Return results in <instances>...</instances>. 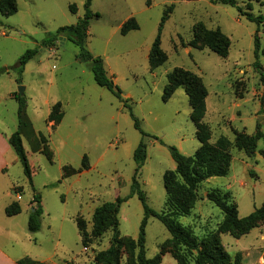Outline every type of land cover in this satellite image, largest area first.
<instances>
[{
  "label": "rangeland",
  "instance_id": "rangeland-1",
  "mask_svg": "<svg viewBox=\"0 0 264 264\" xmlns=\"http://www.w3.org/2000/svg\"><path fill=\"white\" fill-rule=\"evenodd\" d=\"M14 1L17 12L7 18L0 15V70L8 69L0 75V130L15 132L17 104L12 94H18L21 87L34 137L22 138L32 185L27 183L20 163L11 170L9 184L23 188L18 204L24 212L31 196H40L43 225L51 222L58 226L60 217L68 218L61 230L66 259L76 264H94V255L110 246L112 232L108 230L83 251L74 217L80 215L89 221V207L97 208L129 194L136 168L133 152L141 140L130 112L147 135L143 138L146 159L136 178L152 210L163 209L162 177L175 168L168 147L185 157L198 149L184 91L178 89L167 102L161 99L166 76L174 69L200 77L207 90L203 122L211 130L210 143L219 137L234 142L235 131L249 136L259 131L264 135V0H235V7L215 0H92L89 11L98 18L88 19L83 47L103 61L123 101L94 83L90 63L77 59L79 49L71 41L59 37L43 44L59 28L83 19L85 0ZM169 7L172 9L160 33V48L167 60L151 72L148 53ZM242 14L263 20L260 24L249 22ZM130 18L136 21L138 30L122 36L120 27ZM198 25L206 31L218 30L229 40L225 59L206 48L189 46ZM32 49L37 54L18 74L15 68L19 58ZM256 62L259 68L254 66ZM8 93L12 94L8 97ZM55 103L61 104L63 118L52 128L47 116ZM40 136L43 153L33 151ZM260 151H264V139L257 142V150L250 158L233 147L229 174L203 182L197 192L199 201L189 216L178 219L179 223L189 227L199 239L216 229L223 216L205 198L211 190L229 193L239 218L260 207L264 202V158ZM83 156L87 157L90 170L70 186L71 180H61L62 168H80ZM12 195L16 197L14 191ZM142 217L136 196L121 204L120 236L135 241ZM262 226L264 234V224L257 228ZM168 239L165 228L150 218L145 228L146 257L151 259L158 254L160 245ZM220 241L230 256L250 244L264 247V241L254 242L252 237L236 243L234 237L225 234ZM55 242L45 243L43 248L50 251ZM129 260V252L122 247L119 264H128ZM167 262L176 264L169 255L163 264Z\"/></svg>",
  "mask_w": 264,
  "mask_h": 264
},
{
  "label": "trees",
  "instance_id": "trees-1",
  "mask_svg": "<svg viewBox=\"0 0 264 264\" xmlns=\"http://www.w3.org/2000/svg\"><path fill=\"white\" fill-rule=\"evenodd\" d=\"M92 0H85V15L75 25L64 26L59 28L54 35L43 41V44H49L59 37L71 41L78 49L77 59L82 62L90 63V71L94 83L113 96L123 101L121 92L114 85L112 79L107 75L104 69L103 61L99 57H92L83 47L84 39L88 29V19L93 16L98 18L97 14L92 15L89 11ZM215 3L221 5L236 6L235 0H215ZM171 7L164 12L158 27V34L154 39L148 53V67L151 72L166 62V55L160 48V33L163 24L168 19ZM240 11L239 8H237ZM74 13V8H70ZM17 12V6L14 0H0V15L10 17ZM246 20L260 24L263 20L261 17H253L250 14H242ZM138 30V24L133 18L125 21L120 27V34L127 35L131 31ZM189 46L195 49L206 48L219 58L225 59L228 55L229 40L218 30L206 31L201 25L193 29V38ZM258 40L254 37V55L257 57ZM37 54L36 49L27 50L18 60L16 71L21 74L25 65L31 61ZM259 68L258 63L254 64ZM8 69H1L0 75L6 73ZM182 89L188 98L190 107L189 120L195 127V137L199 142L198 149L192 156L185 157L174 147H168V152L175 164L173 171H167L162 177L165 192V202L163 209L156 212L148 207L146 197L137 182V174L144 165L146 159V146L143 138L147 135L140 129L139 122L132 116L133 127L141 135L137 147L133 152V161L135 163V172L131 179L130 192L126 197H116L112 203H104L97 207L91 217V227L88 229L86 221L78 216L74 219L79 236L80 244L86 248L92 240L101 237L106 231L112 232L110 246L98 252L93 257L94 264H119L120 249L125 247L129 252L128 264H161L162 257L169 255L176 264H242V255L236 253L230 256L221 244L220 236L228 234L236 239L247 235L252 229L264 224V202L252 213L244 218L238 217L237 205L229 193H222L218 190H211L206 193V200L215 206L222 214V222L217 225L214 231L204 235L201 239L197 238L189 227H184L178 221L190 215L195 204L199 201L198 189L200 185L211 179L226 177L231 167V149L235 147L248 157L254 156L257 150V142L264 139L259 131L249 136L243 132H234V142H230L224 137H219L214 143H210L211 130L203 122L206 112L207 90L200 77L193 73L183 70L174 69L166 76V85L163 88L162 101L167 102L173 94ZM12 99L17 104V130L9 137L8 142L17 156L22 167L23 174L31 186L30 168L27 162L25 151L22 146V138L34 137V132L26 115V100L17 93L12 94ZM63 118L62 106L55 103L47 116L48 123L52 128L60 124ZM156 140V138H154ZM35 152H44V141L40 136L36 143ZM259 154L264 158V151ZM89 169L87 157L83 156L81 166L78 169L64 166L62 168L61 180L75 176L81 171ZM252 173V172H250ZM136 196L139 200L143 217L140 222L137 239L134 241L128 237H121L118 231L119 220L118 212L121 204L125 203L131 197ZM41 199L38 194L32 195L31 204L33 205L28 216L27 231L31 234L38 233L41 229ZM5 216L14 217L21 213L18 203L13 202L4 210ZM157 220L169 234V239L163 242L159 247V252L153 258L146 257L145 248V228L149 219ZM264 261V252H263ZM17 264H44L33 261L29 258H23ZM264 264V263H263Z\"/></svg>",
  "mask_w": 264,
  "mask_h": 264
},
{
  "label": "crops",
  "instance_id": "crops-1",
  "mask_svg": "<svg viewBox=\"0 0 264 264\" xmlns=\"http://www.w3.org/2000/svg\"><path fill=\"white\" fill-rule=\"evenodd\" d=\"M9 94L12 93H8V97ZM3 99H5V96L3 97ZM16 130L17 127L15 131ZM12 134H8L0 130V264H17V262L23 258H29L33 261L44 264H76L73 262L72 259H66L67 255L64 251L61 241V230L63 227V222H65L66 219L68 220V218H65L63 216L60 217L61 221H59L60 224L58 226L54 225L55 223L52 224L51 222H47V224L43 225L41 222V229L38 233H29L27 231V221L28 216L31 213L33 207V205L31 204L32 196L28 200V203L25 207V212L19 205L21 208V213L19 215L14 217L5 216V208L13 202L19 203L18 201L22 200L21 194H23L24 192L21 186L9 184L11 170L14 169V167H17L19 163L17 156L15 155L13 149L11 148L8 142V139ZM89 170L90 167L86 171H81L75 176L63 180H71L72 182L69 185L73 186L76 182L79 181L80 176L88 172ZM13 191L15 192L16 196L18 192V195H20L19 200H17L16 197L12 195ZM41 208L43 212L42 205ZM95 209L96 208L94 207H89V213L91 215L89 221L84 219L80 215H76L82 217L86 221L88 229L91 227V217ZM262 229L263 226L251 230L249 234L239 239L234 238L236 240L235 242L238 243L240 239H245L248 237H252L254 242H263L264 234ZM54 231H56L55 234ZM76 231L77 237L80 241L81 238L79 236L78 230ZM52 240L56 242L53 243V248L50 251L48 249L43 248V245L45 243H52ZM248 246L249 247L247 249H238L237 251H234L233 254L235 255L236 253H240L242 255V264H263L264 247H260L257 244H250ZM166 256L162 257L161 264H163V261ZM167 264L171 263L167 262Z\"/></svg>",
  "mask_w": 264,
  "mask_h": 264
},
{
  "label": "water",
  "instance_id": "water-1",
  "mask_svg": "<svg viewBox=\"0 0 264 264\" xmlns=\"http://www.w3.org/2000/svg\"><path fill=\"white\" fill-rule=\"evenodd\" d=\"M18 95H19V96H22V95H23V88L20 87V88L18 89ZM31 212H33V209L31 210Z\"/></svg>",
  "mask_w": 264,
  "mask_h": 264
},
{
  "label": "built area",
  "instance_id": "built-area-1",
  "mask_svg": "<svg viewBox=\"0 0 264 264\" xmlns=\"http://www.w3.org/2000/svg\"><path fill=\"white\" fill-rule=\"evenodd\" d=\"M16 199H17V200H19V199H20V195H18V192H17ZM83 251H85V248L83 249Z\"/></svg>",
  "mask_w": 264,
  "mask_h": 264
}]
</instances>
